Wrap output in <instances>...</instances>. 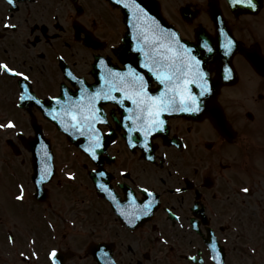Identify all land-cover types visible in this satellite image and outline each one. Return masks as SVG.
<instances>
[{
    "label": "flooded vegetation",
    "instance_id": "af4514ba",
    "mask_svg": "<svg viewBox=\"0 0 264 264\" xmlns=\"http://www.w3.org/2000/svg\"><path fill=\"white\" fill-rule=\"evenodd\" d=\"M157 1L183 46L184 39L195 46L200 37L210 43L212 51H208L202 67L211 73L215 95L205 103L219 107L220 114L202 113V108L198 113H165V131L154 133L151 148L145 151L143 133L129 132L139 125L123 119L129 115L126 109L135 107L131 101L125 100L121 107L100 100L98 108L107 123L96 125L104 144L97 150L99 158L92 160L85 151L90 143L87 135L76 138L80 145L60 136L63 143L56 146L52 144L56 135L50 136L54 171L42 198L33 200L37 231L34 228L33 250L38 255L28 260L19 255L25 242L19 203L5 202L14 210L7 207L0 211V264H51L47 253L53 247L64 253V264H216L221 257L224 264H264L263 242L254 247L244 243L254 203L264 225V206L259 209L264 200V35L258 33L257 38L237 28L252 21L250 16L260 15L264 0H255L261 3L256 14L217 0L230 37L215 32L209 0ZM101 5L112 9L105 8L104 15L98 10ZM183 6L187 10L181 17ZM6 22L16 28H4ZM124 29L119 9L107 0H15L14 5L0 0V61L27 73L31 77L29 91L41 100L56 97L63 87L69 93L76 92L79 85L68 72L92 90L89 85L95 83V57L104 61L98 71V91L105 89L109 70L124 73L131 66L144 75L149 92L154 93L162 86L151 72L140 67V59L133 51L123 54L116 49L122 44ZM229 38L235 41V54L225 55L227 67L232 69L231 78L225 80L220 52H225L222 45ZM61 65L66 66V74ZM17 80L10 74L0 75V118H5L8 105L13 107V102L2 100H18ZM236 100L247 104L238 110ZM31 111L39 122L44 119L37 107L32 106ZM21 115L29 126L27 112L23 110ZM216 117L219 120L213 121ZM45 123L48 133L54 129ZM130 137L135 148L129 146ZM23 140L15 142L20 148L17 158L21 159L8 167L0 166L11 181L18 179L17 169L26 160L30 164ZM253 150L257 151L260 168L256 167L259 179L252 177L257 184L251 188L250 173L254 172L248 156ZM68 172L74 173V180L68 179ZM97 185H106L108 191ZM177 187L184 191L176 193ZM244 187L250 188L251 194L239 191ZM146 201L154 202L152 211L135 224H128L129 217L117 211L139 215L138 206ZM10 234L14 243L8 239Z\"/></svg>",
    "mask_w": 264,
    "mask_h": 264
},
{
    "label": "snow or ice",
    "instance_id": "6c2138e0",
    "mask_svg": "<svg viewBox=\"0 0 264 264\" xmlns=\"http://www.w3.org/2000/svg\"><path fill=\"white\" fill-rule=\"evenodd\" d=\"M10 4H15V0H8ZM135 0H133V3ZM234 5H244L250 9L258 10V5L255 0H231ZM117 3H122V0H117ZM4 28L15 29L16 25L6 22ZM175 33L167 32L165 29L159 27L157 23L152 25H144L142 31L140 32V44L137 45L136 50L141 53L144 59L141 60V65L143 68L148 69L152 76L162 87L158 94L153 95V93L148 90V82L146 81L143 74L137 72L131 66L124 73L119 71L109 70L107 73V79L105 80V89L102 91L88 92L84 87H81V96L79 99L83 100L85 95L89 101L88 106L84 107L81 104H74L69 102L66 107L70 109H75V113L66 112L65 116H71L73 123L71 124L72 129L78 131L79 135H87L90 143L85 151L89 154L92 160H97L98 151L104 147L102 143V135L100 129L96 127L97 124L107 123L106 117L102 114V109L95 106L93 102L95 101H113L117 105L123 107L124 101L129 100L135 106L134 108H127L126 111L129 115L123 117L125 121H133L139 125V128L129 129V132L139 131L143 133V143L142 147L145 151L150 150V138L153 137L154 133L164 132L166 121L162 118L163 114H174V113H198L201 109V101L199 97H203L207 94L212 93V86L210 84V71H205L201 67L202 61L196 59V57L190 55V49H185L181 44L180 40L173 39ZM225 50L224 54H235L233 48L235 47V41L229 38L223 45ZM145 48L148 50L145 51ZM211 52L212 49L208 48ZM251 55V53H249ZM104 63L103 59L100 61ZM232 69L229 67L224 68V79L229 80L231 78ZM10 74L17 77V83L22 89L18 100L24 101L25 99L34 100L37 104L41 101L37 100L35 96L28 95L29 85L24 83L25 81H30L31 77L23 72L19 71L17 68L10 66L5 61H0V75ZM67 75L71 77L77 83L83 85V80L78 79L73 76L71 72ZM194 77V78H191ZM199 80L200 83L197 87L200 88L198 95H193L191 92V87L196 85V81ZM119 85L120 87H117ZM123 92L124 95L117 96L112 93ZM53 100L59 101V97H52ZM50 114V113H49ZM55 119V117H54ZM127 127V125H125ZM16 124L13 120H8L6 123H0V129H15ZM68 129L66 128L65 131ZM227 134V133H226ZM114 143V141H113ZM129 146L132 148L136 147L133 143L132 138L128 140ZM186 147V146H185ZM148 159H154V157L149 156ZM95 171V169H93ZM123 174V172H122ZM46 175H51L49 169H45V175H41L40 180L37 181L39 184L42 182ZM69 180H74V173H66ZM101 176L105 175L104 172L100 173ZM101 190L107 192L106 185H97ZM143 191L148 192V189H143ZM184 189L181 187L175 188L176 193L183 192ZM243 194H251V189L244 187L239 189ZM23 186H20V195L15 196V199L22 201L24 199ZM111 199L115 201V196ZM153 201H146L143 205L138 206L140 208V213L137 215L133 213H125L120 209L121 216H128L127 223L135 224L136 220L140 219L141 216H147L153 208ZM195 207V205H192ZM167 211L171 212V209ZM179 219V217H175ZM199 227V225H195ZM10 242H15V237L9 235ZM163 243L167 244L168 240L163 239ZM33 244L35 241L32 242ZM212 248H216V244L213 243ZM255 252V248L251 250ZM19 255L25 260L29 257L25 255L24 252H20ZM32 256H37L36 252L31 253ZM48 258L51 264H63V256L60 255V251L57 247L51 248L48 253ZM193 260L197 259L192 257ZM216 260V257H213Z\"/></svg>",
    "mask_w": 264,
    "mask_h": 264
},
{
    "label": "rangeland",
    "instance_id": "374dc122",
    "mask_svg": "<svg viewBox=\"0 0 264 264\" xmlns=\"http://www.w3.org/2000/svg\"><path fill=\"white\" fill-rule=\"evenodd\" d=\"M105 8L107 10H111L112 8L111 7H107V6H99L98 7V10H101V12L104 14L105 12ZM67 15V13L65 14ZM105 15V14H104ZM249 20H252V21H249L250 22V26L248 25L249 22H246V24L244 23V25H242V27H237L239 29V31L243 34H250L248 32V27L252 29V25L254 27V31L255 32H251L252 34H256V37L258 38L259 34L260 33L261 35H264V10L260 13V15H257V16H250L249 17ZM257 23V24H256ZM7 101H11V100H7ZM236 104V107L238 110H240L242 107L246 106L247 104V101H244V100H236V102L234 103ZM9 112H16L15 109L9 107ZM17 113V112H16ZM10 116L12 117H15L16 116L13 114V113H10L9 114ZM9 117V116H8ZM7 117V118H8ZM6 119H3V118H0V123H3ZM8 120H11L10 118H8ZM2 131V130H1ZM0 131V144L1 146H4V137L7 135L11 136V137H15L14 136V129H5L3 132ZM53 135H57L56 133L52 132ZM54 139V142L53 144L56 146V144H60L59 143V138H52ZM16 140V139H14ZM251 153L254 154V157H252V154L250 153L249 156H248V163L250 165V162H252V166H253V169L251 172H254V173H250V176L251 178L249 179L250 180V185H251V188H254L253 186L256 183V181L252 178L254 177L256 180L259 179V177L256 175V167L258 165V159L256 157V152L257 151H249ZM248 152V153H249ZM17 159V156H14L13 155V152L9 151V149L7 150V148L4 146V148L0 149V161H1V166L3 167H8L10 165H13L14 161H18ZM27 161H25V168H27V164H26ZM257 168H260V167H257ZM254 181V182H253ZM21 183L23 185V183H25V179L24 180H21ZM12 189L16 190V187H15V184H13L12 182L8 181L7 179H3V178H0V203H4V202H9V199H8V195H9V192L12 191ZM264 206V200H262V205L259 206V209L262 208ZM7 207H12L13 210H14V207L11 206V205H7V204H0V209L2 210H5ZM29 208H26L24 207V214L21 215V218L22 220L24 221L25 219L26 220H29L30 218H32L31 216V211L27 210ZM251 211L249 212L248 214V223H247V226H246V231H245V237H244V243L245 244H249L251 245L252 247L254 246H257L259 244L260 241L263 242L264 244V225H262L259 221V218H258V215H257V205L254 203V208L253 206L251 207ZM263 212H264V209H263ZM19 224H21V220H19ZM26 226L23 227V233H24V237H25V232L26 231H29V232H33V229L28 226L27 224H30V223H25ZM31 225V224H30ZM34 228H35V231H36V226L34 224ZM23 233L21 234L23 236ZM37 233V231H36ZM26 236H27V233H26ZM264 254V252H263ZM30 264V263H29Z\"/></svg>",
    "mask_w": 264,
    "mask_h": 264
},
{
    "label": "water",
    "instance_id": "95a60500",
    "mask_svg": "<svg viewBox=\"0 0 264 264\" xmlns=\"http://www.w3.org/2000/svg\"><path fill=\"white\" fill-rule=\"evenodd\" d=\"M138 1H140L141 4L144 6V8L146 7L145 9L148 12H150L153 16H155V18L159 17V15L157 13V9L155 7H151L148 3H146L142 0H138ZM139 9L134 10V9H130L127 7L122 8V11L124 13V22L126 23V25H128V29H127V33H126L127 35L129 34L130 28H132L131 27L132 19L139 17L140 15L142 16V14H144L142 11H139ZM143 16L146 17L147 13H145V15H143ZM127 38H129L128 41L131 40L130 36H128ZM125 44H126L125 48L126 47L130 48V45L128 42L125 41ZM95 68H96V63L94 64V74L97 77V71ZM60 96H61L62 100L56 101V103L52 104L53 108L51 110H56V111L53 113L48 112L47 114L46 113L45 114L48 115V117H51L52 115L57 114L55 119H52V120L54 122H56V125L58 126L59 129L65 131L66 128L68 129V124L71 120L67 116H65V114H64V113L70 111V108L66 107V105L69 102L74 103V104H78L81 100H64L65 95L61 94ZM75 96H78V93H76ZM25 101H27V100H24L23 103H25ZM45 105L47 106V108H49L50 103H47ZM32 126L34 127V129H36V136L34 137V141H31L30 143H28L27 147L32 151L33 156L35 155L33 157V167L35 169V174H34L33 178L35 179L36 178V170L41 171V170L45 169L47 166H49V164L42 157H39V154L44 151L43 148L36 147L38 140L41 139V135L39 133L38 126L34 122H32ZM65 132H67V131H65ZM35 157H36V159H35Z\"/></svg>",
    "mask_w": 264,
    "mask_h": 264
}]
</instances>
